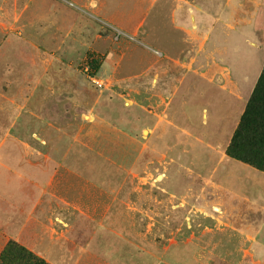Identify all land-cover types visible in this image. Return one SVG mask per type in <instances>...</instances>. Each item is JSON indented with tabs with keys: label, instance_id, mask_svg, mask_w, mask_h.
Segmentation results:
<instances>
[{
	"label": "rangeland",
	"instance_id": "obj_1",
	"mask_svg": "<svg viewBox=\"0 0 264 264\" xmlns=\"http://www.w3.org/2000/svg\"><path fill=\"white\" fill-rule=\"evenodd\" d=\"M263 71L264 0H0V262L264 264Z\"/></svg>",
	"mask_w": 264,
	"mask_h": 264
},
{
	"label": "trees",
	"instance_id": "obj_2",
	"mask_svg": "<svg viewBox=\"0 0 264 264\" xmlns=\"http://www.w3.org/2000/svg\"><path fill=\"white\" fill-rule=\"evenodd\" d=\"M84 66L96 74L102 67V58L88 53ZM228 154L237 160L249 163L264 171V71L250 100L242 122L234 134ZM0 264H46L32 253L10 243L2 253Z\"/></svg>",
	"mask_w": 264,
	"mask_h": 264
},
{
	"label": "crops",
	"instance_id": "obj_3",
	"mask_svg": "<svg viewBox=\"0 0 264 264\" xmlns=\"http://www.w3.org/2000/svg\"><path fill=\"white\" fill-rule=\"evenodd\" d=\"M104 1L108 2V0ZM111 2L115 3V0ZM260 177L262 178L261 175ZM260 212L264 213V193H260ZM260 257H264V215L260 219Z\"/></svg>",
	"mask_w": 264,
	"mask_h": 264
}]
</instances>
